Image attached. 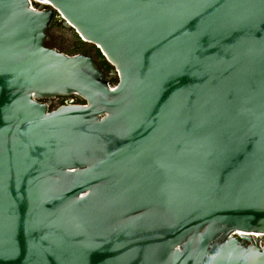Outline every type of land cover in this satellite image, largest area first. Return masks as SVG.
<instances>
[{"label":"water","instance_id":"1","mask_svg":"<svg viewBox=\"0 0 264 264\" xmlns=\"http://www.w3.org/2000/svg\"><path fill=\"white\" fill-rule=\"evenodd\" d=\"M36 1L0 0V264H264V0Z\"/></svg>","mask_w":264,"mask_h":264},{"label":"rangeland","instance_id":"2","mask_svg":"<svg viewBox=\"0 0 264 264\" xmlns=\"http://www.w3.org/2000/svg\"><path fill=\"white\" fill-rule=\"evenodd\" d=\"M47 34L49 38L45 41V44L48 47L57 48L61 51H64L65 53L69 52L71 54H92L99 68H101L106 76H109V73L113 68L110 61L102 56V53L95 47L94 44L83 41L78 36V34L74 30H72V28L64 26L60 18H56L54 20L53 24L48 28ZM110 80L112 82H115L116 80H118V78L113 76ZM70 96L74 100V102H77V104L85 103L82 98L75 97L76 95ZM61 104V97L57 96L56 98L51 100L49 108L50 110H53Z\"/></svg>","mask_w":264,"mask_h":264},{"label":"flooded vegetation","instance_id":"3","mask_svg":"<svg viewBox=\"0 0 264 264\" xmlns=\"http://www.w3.org/2000/svg\"><path fill=\"white\" fill-rule=\"evenodd\" d=\"M66 53H69V52H66ZM60 97H61V102H62L61 105H64V104H77V102H74V100L71 98V96H60ZM75 97H78V96H75Z\"/></svg>","mask_w":264,"mask_h":264},{"label":"bare ground","instance_id":"4","mask_svg":"<svg viewBox=\"0 0 264 264\" xmlns=\"http://www.w3.org/2000/svg\"><path fill=\"white\" fill-rule=\"evenodd\" d=\"M36 2H38V3H42V4H47V5H49L50 4V2L49 1H36ZM84 41H86V42H89L88 40H86V39H84ZM257 237H261L260 235L261 234H255Z\"/></svg>","mask_w":264,"mask_h":264},{"label":"built area","instance_id":"5","mask_svg":"<svg viewBox=\"0 0 264 264\" xmlns=\"http://www.w3.org/2000/svg\"><path fill=\"white\" fill-rule=\"evenodd\" d=\"M83 41H84V39L83 38H81Z\"/></svg>","mask_w":264,"mask_h":264}]
</instances>
